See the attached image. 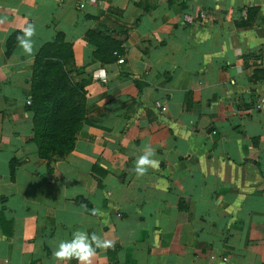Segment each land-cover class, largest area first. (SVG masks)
<instances>
[{
  "label": "crops",
  "instance_id": "1",
  "mask_svg": "<svg viewBox=\"0 0 264 264\" xmlns=\"http://www.w3.org/2000/svg\"><path fill=\"white\" fill-rule=\"evenodd\" d=\"M26 22L83 90L59 157L32 139ZM260 97L264 0H0V264H77L52 256L77 229L116 241L93 264H263Z\"/></svg>",
  "mask_w": 264,
  "mask_h": 264
},
{
  "label": "trees",
  "instance_id": "2",
  "mask_svg": "<svg viewBox=\"0 0 264 264\" xmlns=\"http://www.w3.org/2000/svg\"><path fill=\"white\" fill-rule=\"evenodd\" d=\"M53 48L56 50L54 44H47L41 48L34 58L33 69L36 63L44 58L46 52ZM67 53L69 54L68 49ZM62 73L65 82L67 81V83L72 86V90H69L68 87L65 86V83L59 80H55L54 84L49 85L48 90L46 91L38 92L31 90L29 96L32 105L29 106V109L32 112L34 134L36 128H38L42 135H50L52 126L59 127L60 134L57 136L55 142L57 144L56 147L60 148V152L63 154L71 149L73 133L79 125V120L82 115L83 90L81 87L77 86L76 83L71 82L68 79L66 71ZM32 76L33 74L31 73V77ZM32 87L33 85L31 86V89ZM46 143L47 142H38V153L41 157H47L42 150ZM104 172L105 171L102 169L97 174L93 175L97 185H100V176ZM83 202L86 206L89 205L85 200ZM111 264L114 263L111 262Z\"/></svg>",
  "mask_w": 264,
  "mask_h": 264
},
{
  "label": "clouds",
  "instance_id": "3",
  "mask_svg": "<svg viewBox=\"0 0 264 264\" xmlns=\"http://www.w3.org/2000/svg\"><path fill=\"white\" fill-rule=\"evenodd\" d=\"M17 36L18 47L26 56L34 58L35 41L37 28L34 23L26 22L19 30ZM159 167V160L156 159V149L151 145L145 144L142 152L136 156L134 172L137 176H145L149 169ZM116 241L104 238L103 236L93 232L88 233L85 230L77 229L72 232L71 237L62 239L52 252L54 259L58 261L76 260L77 264H93V259L97 255L98 250H108L114 248Z\"/></svg>",
  "mask_w": 264,
  "mask_h": 264
},
{
  "label": "rangeland",
  "instance_id": "4",
  "mask_svg": "<svg viewBox=\"0 0 264 264\" xmlns=\"http://www.w3.org/2000/svg\"><path fill=\"white\" fill-rule=\"evenodd\" d=\"M54 47L56 48V50L54 48L48 50L44 58L39 60L36 63V65L34 66V69L32 65L31 73L33 74V76L31 77V80H30V91L31 90H35L38 92L46 91L48 90L49 85H52L55 83V80L63 81V83H65V86L68 87L69 90H72V86L69 83H67V81L65 82V79L62 73V72H65V68L59 62L60 59L66 56L67 48L65 44H63L61 41L58 43H54ZM32 69H33V72H32ZM32 85L33 87L31 89ZM28 99H29V102L28 103L25 102V105L29 109V106L32 105L30 96ZM32 130H33L32 139L35 145L37 146V150H38V142L40 143L47 142L46 145L44 144V147L42 148L45 155L48 158L50 157L54 158V157L61 156L62 152H60V148L56 147L57 144L55 142L57 139V136H59L60 134V129L58 126H52L51 134L46 135V136L42 135L41 131L38 128H36V132L34 134L33 124H32Z\"/></svg>",
  "mask_w": 264,
  "mask_h": 264
},
{
  "label": "built area",
  "instance_id": "5",
  "mask_svg": "<svg viewBox=\"0 0 264 264\" xmlns=\"http://www.w3.org/2000/svg\"><path fill=\"white\" fill-rule=\"evenodd\" d=\"M113 53H115V51H113ZM121 60H122L121 58H117V61H121ZM25 102L28 103L29 99H26ZM263 107H264V98L260 97V98H258L256 103L254 104V108L255 109H260V108H263Z\"/></svg>",
  "mask_w": 264,
  "mask_h": 264
}]
</instances>
